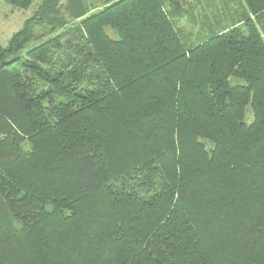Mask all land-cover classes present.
<instances>
[{
  "label": "trees",
  "instance_id": "obj_1",
  "mask_svg": "<svg viewBox=\"0 0 264 264\" xmlns=\"http://www.w3.org/2000/svg\"><path fill=\"white\" fill-rule=\"evenodd\" d=\"M4 1L0 264H264V0Z\"/></svg>",
  "mask_w": 264,
  "mask_h": 264
},
{
  "label": "rangeland",
  "instance_id": "obj_2",
  "mask_svg": "<svg viewBox=\"0 0 264 264\" xmlns=\"http://www.w3.org/2000/svg\"><path fill=\"white\" fill-rule=\"evenodd\" d=\"M87 1L93 3H99V0H87ZM219 2L222 1L219 0ZM35 8H36V4L32 5L28 9H17L11 6V4H9L8 2L4 0H0V45L1 46L5 47L7 45L11 36L14 33L18 32L23 27V23L25 22V20L28 19V17L31 16V14H33ZM194 10L195 9L192 8V11ZM32 32L37 33L38 35L42 33V31L38 27H34L32 29ZM42 40L43 37L38 38L36 41L32 42L24 49H22L18 53V56L23 57L27 50L40 44ZM230 83L231 85H242L243 81L240 79L232 78ZM244 120L247 124L252 122L253 118L250 111L246 113V117Z\"/></svg>",
  "mask_w": 264,
  "mask_h": 264
}]
</instances>
